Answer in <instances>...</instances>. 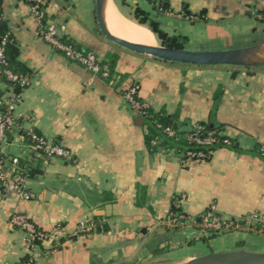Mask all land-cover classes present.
<instances>
[{"label":"crops","instance_id":"crops-1","mask_svg":"<svg viewBox=\"0 0 264 264\" xmlns=\"http://www.w3.org/2000/svg\"><path fill=\"white\" fill-rule=\"evenodd\" d=\"M144 1L146 8L128 0L124 8L131 12L125 15L131 17L137 7L149 12L168 36L187 39L185 50L264 47V0H162L168 13ZM95 5L96 0H52L48 15L65 27L66 41L111 64L112 81L93 76L45 43L26 0H0L30 81L20 90L15 116L70 153L69 160L32 156L17 132L0 148V159L30 157L35 170L29 200H0V264H186L202 256L161 259L170 247L182 245L177 233L186 231L194 237L189 245L218 242L211 253H264V236L252 232L207 234L193 222L184 228L167 223L175 205L196 221L213 206L222 219L257 214L264 220V158L258 150L264 148V64L193 66L131 52L102 35ZM132 84L151 111L173 117L181 130L223 125V135L241 152L222 148L208 160H191L170 147L151 151L148 125L136 123L123 99ZM8 93V83L0 82V114ZM16 214L51 239L30 249L11 223ZM81 223L92 225L93 232L79 234Z\"/></svg>","mask_w":264,"mask_h":264},{"label":"built area","instance_id":"built-area-1","mask_svg":"<svg viewBox=\"0 0 264 264\" xmlns=\"http://www.w3.org/2000/svg\"><path fill=\"white\" fill-rule=\"evenodd\" d=\"M30 6L31 15L38 25V32L41 39L51 46L58 53L63 55L72 63L78 64L93 76L103 81H112L115 76L110 65L100 58L96 53L85 51L78 48L73 43L64 39L66 29L59 25L48 15V7L52 0H26ZM2 8L0 7V16ZM9 41V34L3 36L0 42V82H7L9 93L4 99L3 111L0 114V148L6 145L9 136L17 132L21 141L27 146L31 154L39 157L59 158L63 160L70 159V153L60 143L50 142L44 135L39 133L35 128H24L19 124L15 109L21 101V92L26 88L30 81L27 77L19 75L9 69L8 62L5 58V49ZM15 86L19 87V92L15 90ZM140 87L137 84L130 85L123 91V99L131 107L137 116H146L150 107L139 96ZM193 131L189 141L198 145H210L215 142L213 134L202 136L203 127L194 124L191 128ZM179 131L172 127L164 129V133L169 138H179ZM226 144L229 142L226 141ZM158 146L157 142H153L151 151ZM264 155V149L262 150ZM182 157L191 160H202L205 155L203 153L188 152L180 154ZM24 158L13 157L11 159H0V200L15 196L21 200H29L30 192L28 181L30 179L29 169L21 166V160ZM26 159V158H25ZM183 159V158H182ZM32 164V158L28 159ZM181 210L180 205H176ZM191 222L197 224L200 229L206 233L223 234L237 231H248L255 234L264 235V220L257 214H253L241 220L222 219L216 215L215 207H211L205 212L200 221H196L186 215L183 211L169 215L167 223L174 228H184ZM198 222V223H196ZM11 223L20 232L26 236V240L30 249L34 250L38 246L44 244L51 239V234L44 232L31 221L27 216L16 214L12 217ZM94 227L90 224L81 223L78 226V233L88 235L93 232Z\"/></svg>","mask_w":264,"mask_h":264},{"label":"trees","instance_id":"trees-1","mask_svg":"<svg viewBox=\"0 0 264 264\" xmlns=\"http://www.w3.org/2000/svg\"><path fill=\"white\" fill-rule=\"evenodd\" d=\"M118 5L120 8L127 7L128 0H117ZM151 5L152 8L155 10H159L160 13H168L169 12V7L168 5L160 0L159 2L157 0H147ZM1 7V6H0ZM262 16V20H264V12L260 13ZM189 17L191 15H188ZM192 17V16H191ZM134 21L139 23L140 25L146 26L152 33L161 41V46L167 47L170 49H178V50H185V44L187 42V39L185 37H177V36H168L165 32H163L160 29V24L158 21L154 20L151 18V15L149 12H146L142 10L141 8L137 7L134 11V16L133 18ZM0 42L1 38L7 34H9V41L6 45L5 49V58L6 61L8 62V67L11 69L13 72L23 75L27 77L28 72L27 69L24 67L22 63L19 61V49L14 41V38L12 37L11 33L9 32L5 22L3 21V16L1 14L0 16ZM105 61V60H104ZM107 62V61H106ZM108 63V62H107ZM109 64V63H108ZM113 73L114 70L109 64ZM15 90L19 92V87L15 86ZM137 118H143L144 119V124L148 125L150 131L148 135L146 136V145L148 146L149 149L152 148L153 142H157L158 146L154 148L155 150L163 147H170L173 149H176L179 154H186L188 152H195V153H203L205 157L202 160H208L210 159L212 153L218 149L222 148H227L230 150L238 151L241 152L240 149L238 148V145L236 142L223 135V125H216L212 122L210 123H198L200 126L203 127V131L201 132L202 136H207L208 134H213V137L215 139V142L210 144V145H198L195 143H191L189 141V136L192 135L193 131L190 129L188 130H181L177 123L175 122L173 117L168 116L166 113H154L151 111V109L148 111L146 116H137ZM136 118V119H137ZM167 127H172L175 130L179 131V138H169L165 135L164 129ZM228 141L229 143L226 144L225 142ZM263 147H259V154L261 157L264 158L263 155ZM32 156H35L31 154ZM38 157V156H35ZM30 157L24 158V160H21V166L28 168L29 173H30V178H32L35 174V170L33 168L32 164H29V159ZM183 159H186V157H182ZM182 212L180 209L176 208V205L172 209L169 215H175ZM201 218V217H200ZM200 218H198V221H200ZM105 227V226H104ZM100 231V229H98ZM29 258L26 257L24 259V262L28 261Z\"/></svg>","mask_w":264,"mask_h":264},{"label":"water","instance_id":"water-1","mask_svg":"<svg viewBox=\"0 0 264 264\" xmlns=\"http://www.w3.org/2000/svg\"><path fill=\"white\" fill-rule=\"evenodd\" d=\"M105 0H96V17L100 32L114 44L131 52L157 58L169 63L193 66H233L249 67L263 65L264 61L252 62L261 46L227 50V51H189L156 46L136 45L112 35L106 27L104 19ZM0 23V27H1ZM139 126L144 125L143 118H137ZM187 264H264V253L249 251H232L208 254L189 261Z\"/></svg>","mask_w":264,"mask_h":264},{"label":"bare ground","instance_id":"bare-ground-1","mask_svg":"<svg viewBox=\"0 0 264 264\" xmlns=\"http://www.w3.org/2000/svg\"><path fill=\"white\" fill-rule=\"evenodd\" d=\"M104 19L109 32L124 41L144 46H156L155 35L146 26L140 25L134 19L122 14L115 0H105ZM252 62L264 61V47L258 52Z\"/></svg>","mask_w":264,"mask_h":264},{"label":"rangeland","instance_id":"rangeland-1","mask_svg":"<svg viewBox=\"0 0 264 264\" xmlns=\"http://www.w3.org/2000/svg\"><path fill=\"white\" fill-rule=\"evenodd\" d=\"M116 1V4L120 10L121 13L125 14V13H130L131 11L123 8H120L118 5V1ZM140 3L142 6H144L146 8V4L144 0H140ZM148 3V1H147ZM95 16H96V5L93 7ZM134 15H132L130 18H133ZM159 45V44H158ZM210 234V233H207ZM213 234V233H211ZM220 235V234H217ZM260 235V234H258ZM264 236V235H261ZM177 239L182 243L181 246H177L175 249H172L170 247L168 253L162 257L161 259H163V261H174V260H179L181 258H183L184 256L190 255V254H196L197 256H203V255H208V254H213L211 252L215 251L216 247H217V243L215 241H211V240H196L193 242L192 245H189L188 243H186V241H190L192 239H194V237L191 236V232L190 231H186L185 233L182 234V232L177 233ZM172 246V245H170ZM259 248V247H258ZM189 263V262H188ZM187 264V263H186Z\"/></svg>","mask_w":264,"mask_h":264}]
</instances>
